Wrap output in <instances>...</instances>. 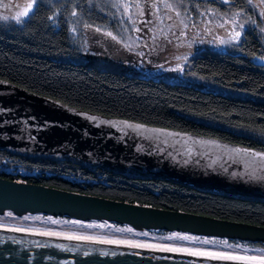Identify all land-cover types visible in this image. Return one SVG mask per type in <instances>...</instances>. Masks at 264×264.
Returning a JSON list of instances; mask_svg holds the SVG:
<instances>
[{
    "label": "trees",
    "instance_id": "16d2710c",
    "mask_svg": "<svg viewBox=\"0 0 264 264\" xmlns=\"http://www.w3.org/2000/svg\"><path fill=\"white\" fill-rule=\"evenodd\" d=\"M194 1L193 6L221 10L214 1ZM77 3L78 0L42 1L31 14L34 19L27 18L17 26L0 25L2 88L16 89L34 102L65 105L73 108L76 115L101 121L127 120L187 134L191 139L187 143L181 140L180 144L224 159L215 169L219 172L224 166L234 172L230 167L235 162L225 152L201 148L192 140L264 150V137L259 132L264 128V63L253 61L264 57V40L252 25L256 18L244 0L229 5L230 12H241L250 19L241 36L242 46L235 45L226 52L202 50L183 73L186 78L227 89L228 94L85 65L71 34L77 20L71 11H82V22H94L108 30H112L114 21L101 0H84L80 7ZM76 26L83 27V23ZM238 47L242 50H235ZM109 134L114 143L106 133L96 131L89 143L77 146L78 152L72 149L75 157L58 160L53 155L0 152L1 162L26 172L0 173V178L264 229V181L248 175L231 179L223 173L219 174L223 179L198 178V174L164 170L162 161H158V166L127 161L126 153L131 150L124 147L130 137L121 131L118 135ZM174 138L176 142L180 139L171 137ZM251 167L256 168L255 162H251ZM226 240L239 244L240 239ZM246 243L256 249L264 248V242Z\"/></svg>",
    "mask_w": 264,
    "mask_h": 264
},
{
    "label": "rangeland",
    "instance_id": "374dc122",
    "mask_svg": "<svg viewBox=\"0 0 264 264\" xmlns=\"http://www.w3.org/2000/svg\"><path fill=\"white\" fill-rule=\"evenodd\" d=\"M51 2L53 0H41V2ZM100 1V0H97ZM103 4L104 10L109 13V16L112 19L113 24L116 23L121 18L122 9L118 6H114L113 0H101ZM193 0H184L183 5H178L179 10L182 12L186 11L189 16H182L181 19H184L186 23H188L189 28L184 30V34L181 35V28L178 26L177 18H175L174 13H168V15L173 16V21H168L165 18L163 24L160 21L155 20L153 18V24L148 26L151 31H148V28H145L144 34L136 33L131 31V25H127V29L122 30L120 35L123 37V41L121 44L117 45L110 40V38H105L101 34H93L96 36L95 40H90L89 43L85 44L84 39L88 35V30L84 29V27H80L77 29V33H72V37L74 38V42L76 46L79 48L81 59L83 63L87 66H97L101 68H106L107 70H113L116 72H122L131 76L143 77L155 80H166L173 83H180L193 86L197 89L203 91H211L219 94H228L229 91L227 89L214 86L206 81L199 79H191L186 78L184 76V71H186V67L189 64L190 60L200 51L202 50H215L219 52L230 51L235 45H220L216 37H223L224 39L228 38V32L231 30L232 24L231 21L234 17L235 13L230 12L229 5H224L220 3V0H210L214 1L220 5L219 11H215L211 8L202 9L198 4L191 3ZM199 1V0H196ZM194 1V2H196ZM200 1H209V0H200ZM245 4L254 12L256 21L252 22V25L258 28L263 40H264V32H261V27H264V18H261L260 12L264 10V6L258 3V0H254L252 5L247 4V0H244ZM150 0H141V6L146 7ZM175 2V0H173ZM27 3V0H3L0 3V25H13L17 26L15 20L12 19V16L16 11L20 10L16 7V5H21V7ZM4 5H8V7H4ZM198 6V7H197ZM191 8H194L191 11ZM199 13H204L203 16L199 15ZM213 13H215L213 15ZM225 13H227L225 15ZM130 14L134 19H144L146 17H138L137 10L132 8L130 10ZM9 17L8 20L2 19V17ZM113 16H115V20H113ZM192 19L197 21L198 27L192 26ZM236 19L245 23V28L247 23H250V19L244 17V14L236 17ZM26 20V19H25ZM206 21H211V23H207ZM224 21H228V23L224 24L223 28L218 27L219 24L224 23ZM172 25L171 29L169 25ZM139 27H144L138 23ZM113 30V29H112ZM172 32H175L176 35L173 36ZM115 34V32H114ZM139 37V38H138ZM167 37V39H165ZM168 40H172V43L169 44ZM203 41V42H201ZM127 44L130 47L125 48L124 45ZM147 44V46H145ZM191 45V46H189ZM137 53H142L143 58L138 56ZM254 62L264 63V59H253ZM160 65L164 67L161 68ZM165 69H182L177 71H165ZM10 89L2 88L0 86V116L7 117L15 121L19 117L21 119H27L28 121H32L33 123L40 124L36 127V129H41L45 131V133L52 132V135H47L44 137L46 140L42 146H40L36 151L39 155H53L57 160L63 159L64 157H75V154H72L71 147L65 145L69 144V141L72 143L77 141V137L70 138L68 134L67 136L61 137L62 132H66L71 127L70 122L77 126L75 129H84L86 128V132L88 133L91 130H97L99 132H104L109 137L110 140L112 138L109 136L108 132L120 134L116 128H113L110 121H104L105 123H100L101 120L95 118L94 120H89L82 115L74 114V109L67 107L65 105L49 101L50 103H40L41 105H31L26 102H22L21 99L16 96L18 92L11 87L7 86ZM22 110V111H21ZM69 121V122H68ZM121 121V120H114ZM99 124V126H97ZM14 128L12 131V136L16 137L18 144H21L23 139H20L19 136H23V130L20 129L19 126ZM118 127H122L119 125ZM19 128V129H18ZM72 129V128H71ZM70 131V130H69ZM127 135L130 137L128 142L125 144L124 149L131 150L129 153H126L127 161H135L138 164L141 163H150V165H159L158 161H162V167L164 170H173L178 171L179 173H186L191 175L198 174V178H202L205 176L217 179H223L219 174L223 173L225 177H229L231 179H241L246 175H236L230 176L232 172H229L228 169L224 166L221 168V172L215 170L219 165V161L224 159H218L215 156H210L206 154L204 151H200L192 148L191 145L188 144H180L176 142V138H165L161 137L159 139L156 138H145L144 135L138 134L130 129H126ZM34 133V132H30ZM42 133V132H36ZM35 134V133H34ZM36 134V135H37ZM77 134V133H76ZM78 136V135H77ZM64 141H62V140ZM14 140V138H13ZM87 140L82 139V142L79 141L80 144L85 143ZM190 146V147H189ZM192 149V155L188 154V150ZM25 149V147H22ZM20 150V149H19ZM75 152L79 150L75 149ZM28 154H34L33 149L30 147L28 149ZM124 153V151H123ZM120 157V156H119ZM74 162H80L79 159H74L71 157ZM135 159V160H133ZM215 161V163H213ZM226 169V170H225ZM230 169H234L237 173H242V168L238 166L236 163ZM229 169V170H230ZM19 173L24 174L22 168H18L16 166H12L11 164L1 162L0 161V173ZM14 182V181H12ZM20 183V182H16ZM22 183V182H21ZM26 185H30L27 183H22ZM150 208V207H149ZM11 213V216L8 214ZM182 213V212H181ZM30 217L29 220L25 221L23 217ZM39 219H35V218ZM48 218L56 219L60 221L59 224H51ZM67 218V219H66ZM0 219L3 220H12V221H25L32 224H42L45 226H54L62 229H71L79 232H93L101 235H109L113 237L119 238H128V239H141L146 241H156V242H166V243H176L182 245L189 246H197V247H212L210 245H202L200 243H190L188 241H169L164 240L162 237H166L172 235L174 233H179L181 235H193L200 238H217L221 239H240L239 244L248 247L249 249H253L251 245H248L246 242H264V240H255V239H242V238H230V237H217V236H209L204 234H193L179 231H170L167 229L160 228H144L142 225H124L120 226L112 225L108 221H103L101 219H92V218H82V217H72V216H63V215H53L46 214L44 217L41 213H33V212H23V211H13L0 208ZM81 221L86 224L100 225L103 224L105 227H93L86 228L80 227L78 225H74L71 223H63L64 221ZM252 227V226H251ZM120 228H132L134 232H148L149 236H139L133 235L130 232H120L116 231V229ZM258 228V227H256ZM263 229V228H261ZM158 231H166V234ZM244 240V241H242ZM256 249V248H254ZM217 250H231L242 252L240 249H220L217 245ZM249 253H254L260 255L261 253L256 251H249Z\"/></svg>",
    "mask_w": 264,
    "mask_h": 264
},
{
    "label": "water",
    "instance_id": "95a60500",
    "mask_svg": "<svg viewBox=\"0 0 264 264\" xmlns=\"http://www.w3.org/2000/svg\"><path fill=\"white\" fill-rule=\"evenodd\" d=\"M0 208L101 219L217 237L264 240V229L119 203L0 178ZM88 253V255H85ZM108 253V255H105ZM0 264H234L125 247L89 246L0 233Z\"/></svg>",
    "mask_w": 264,
    "mask_h": 264
},
{
    "label": "snow or ice",
    "instance_id": "6c2138e0",
    "mask_svg": "<svg viewBox=\"0 0 264 264\" xmlns=\"http://www.w3.org/2000/svg\"><path fill=\"white\" fill-rule=\"evenodd\" d=\"M3 0H0V3H2ZM41 0H27V3L24 4L22 7L21 5H16L17 8L20 10L16 11L15 14L12 16V19L15 20L17 25H20L24 22L27 18H35L31 14L35 11L36 6L38 3H40ZM68 3H71L72 0H67ZM84 2V0H78L77 7H80V5ZM254 0H247V4L252 5ZM184 0H150V2L147 4L146 7L141 6V0H113L114 6H118L120 9H122L121 18L116 21L115 24L111 25L113 30H108L107 28H102L101 26H96L95 23H86L82 22L79 19V15H82V11L80 14L77 13V11L74 9L71 11V16L77 17V20L73 22V27L71 28L72 33H77V24L83 23L84 29L88 30V35L85 37L84 42L85 44L89 43L90 40H95L96 36L95 34H101L105 38H110L112 42L119 45L123 41V37L120 35V32L122 30L127 29V25H131V31H134L136 33L144 34L145 28H148V26L153 24V18L155 20L160 21L161 24L164 23L165 18L168 21H173V16L168 15V13H174L175 18H177L178 26L181 28V35L184 34V30H187L189 28L188 23L185 22L184 19H181L182 16H188L189 18H192L189 16V14L184 11L182 12L179 10L178 5H183ZM220 3L224 5H236L237 0H220ZM258 3L262 6H264V0H258ZM4 7H8V5H4ZM198 7V6H197ZM132 8H135L137 10L138 17H146L144 19H134L133 16L130 14V10ZM216 11H219L217 9ZM215 13H213L214 15ZM227 13H225L226 15ZM199 15L203 16L204 13H199ZM242 15L241 12H236L234 14V17L231 21L232 27L231 30L228 32V38L224 39L223 37H216L215 39L218 40L220 45H236V46H242V33L245 30V23L239 22L236 17H239ZM261 18H264V10L260 12ZM4 20H8L9 17L4 16L2 17ZM49 19H52V17H49ZM113 20H115V16H113ZM207 23H211V21H206ZM139 24L144 25V27L137 26ZM228 23V21H224V23H221L218 25V27L223 28L224 24ZM192 26L198 27L197 21L195 19H192ZM172 25H169V28L171 29ZM261 32H264V27H261ZM148 31L150 32L151 29L148 28ZM115 32V34H114ZM172 35L175 36L176 33L172 32ZM139 38V37H138ZM167 39V37H165ZM203 42V41H201ZM168 43L171 44L172 40H168ZM147 46V44L145 45ZM191 46V45H189ZM125 48H129L130 46L125 44ZM235 50H242V47H238ZM138 56H141L143 58L142 53H137ZM259 59H264V57H258ZM161 68H163V65H160ZM177 71L182 69H165V71ZM0 83H3V81H0ZM89 120H94L95 117H86ZM100 123H105L104 121H100ZM113 127H117L119 131L123 132L125 135H127L126 129H130L138 134H142L145 136V138H156L159 139L161 137L165 138H171V137H179L180 139L177 141L178 143L182 140L185 143L190 137L187 136V134H182L180 132L171 131L165 128L161 127H148L145 124L142 123H130L127 120H121V121H112L111 122ZM119 125H123V127H118ZM99 126V124H97ZM253 132L257 131L255 129L252 130ZM261 137H264V128L259 129ZM193 144L199 145L201 148L204 149H214L219 150L221 152H225L228 154L233 162H235L238 166L242 168V173L232 172L231 175H248L251 179H257L260 181H264V150H256L251 147L245 146H228V145H222L221 143H218L214 140L209 141H203V140H192ZM188 154L192 155V149H188ZM251 162H255L256 168L251 167ZM215 163V161L213 162ZM226 170V169H225ZM11 216V213L8 214ZM25 221L29 220L30 217L25 216L23 217ZM35 219H39L38 217ZM50 220L51 224H59L60 221L52 218H48ZM63 223H71L74 225H78L80 227H86V228H93V227H105V225H93V224H86L81 221H64ZM0 228H3V225H0ZM5 231L10 232H23L28 235H34V236H47V237H58L63 238L67 240H79V241H85V242H91L95 244H108V245H116V246H124L128 248L133 249H148L152 251H161V252H179L184 255L195 257L198 259H206L211 261H225V262H234V264H264V248L261 249H249L248 247L244 245L237 244L235 242L229 243L226 239L218 240L217 238H200L193 235H181L179 233H174L172 235L162 237L164 240L169 241H188L190 243H200L202 245H210L212 247L208 248H193V247H186L182 245H172V244H154L147 241H119V240H111V239H99L94 238L87 235H69V234H61L59 232L51 231V230H35V229H23V228H4ZM116 231L120 232H130L133 233V235H139L148 237V232H134L132 228H120L116 229ZM217 245L220 249H240L243 254H240V252L237 251H223V250H217ZM249 251L253 252H260V255H249ZM85 255H88V253H85ZM105 255H108V253H105Z\"/></svg>",
    "mask_w": 264,
    "mask_h": 264
},
{
    "label": "flooded vegetation",
    "instance_id": "af4514ba",
    "mask_svg": "<svg viewBox=\"0 0 264 264\" xmlns=\"http://www.w3.org/2000/svg\"><path fill=\"white\" fill-rule=\"evenodd\" d=\"M13 90H15V89H13ZM16 96H18V97L20 96L19 98L21 99L22 102L27 101V103H29L31 105H41L38 102H34L33 100L22 97V95L19 92ZM38 125H40V124L36 125L31 120L30 121H28L27 119L24 120V119H21L20 117L18 119H15V121H14L10 118L0 116V152L28 154V152H26V151H28V149L31 147L33 149L32 153L38 154V153H36V152H38L36 150L40 146H42L43 143L46 142L44 137L47 135H49V136L52 135V132L45 133V131H43L39 128L36 129L35 126L38 127ZM70 125H71L70 127L72 129L70 128L69 129L70 131L67 130L66 132L63 131L61 137L67 136L65 134H68V136L70 138L77 137L76 142L72 143L71 141H69V144H67V143L65 144V145H67L71 148H75V149H77V146L81 147L82 145L89 143L91 141V139L94 138L93 134H96V131H97V130H91L87 133L86 128L75 129V128H77V126H74V124L72 122H70ZM13 126H19L20 129H24L23 130V136L22 135L19 136L20 139H23L21 144H18L16 137L12 136V134H11L12 131L15 130L14 128H17V127H13ZM81 131H82V133H81ZM83 131H85V132H83ZM30 132H34L35 134L30 133ZM36 132H42V133L37 134ZM108 133H111V132H108ZM85 134H87V135H85ZM13 138H14V140H13ZM82 139H84V140L86 139L87 141L85 143L80 144L79 141L82 142ZM60 140H62V139H60ZM62 141H64V140H62ZM110 141L112 143L115 142L113 139ZM22 147H25V149H22Z\"/></svg>",
    "mask_w": 264,
    "mask_h": 264
},
{
    "label": "bare ground",
    "instance_id": "6f19581e",
    "mask_svg": "<svg viewBox=\"0 0 264 264\" xmlns=\"http://www.w3.org/2000/svg\"><path fill=\"white\" fill-rule=\"evenodd\" d=\"M112 223V222H111ZM0 225H3V228H0V233L4 234H10V235H18V236H26V237H34V238H41V239H48V240H55V241H62V242H68V243H75V244H82V245H89V246H107V247H124V246H116V245H108V244H95L91 242H85V241H79V240H67L63 238H58V237H47V236H34V235H28L23 232H10V231H5L4 228H23V229H35V230H51L55 232H59L61 234H69V235H87L91 236L94 238H99V239H111V240H119V241H146V240H141V239H128V238H119V237H113L109 235H101L93 232H79L76 230H71V229H62V228H57V227H52V226H45V225H38V224H32L29 222L25 221H12V220H3L0 219ZM150 243L154 244H172V245H182V244H176V243H166V242H156V241H147ZM186 247H193V248H205V247H197V246H189V245H182ZM128 248V247H125ZM133 249V248H131ZM137 250H143V251H148V252H154V253H160V254H169V255H180V256H187L179 252H161V251H152L148 249H137ZM227 251V250H223ZM231 251V250H228ZM238 252V251H237ZM240 254H243V252H240ZM249 255H258L254 253H248Z\"/></svg>",
    "mask_w": 264,
    "mask_h": 264
}]
</instances>
